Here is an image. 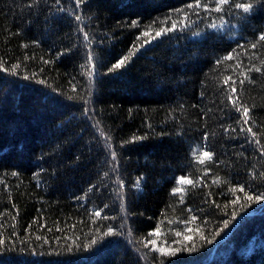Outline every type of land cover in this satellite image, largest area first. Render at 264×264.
<instances>
[{
    "label": "trees",
    "instance_id": "trees-1",
    "mask_svg": "<svg viewBox=\"0 0 264 264\" xmlns=\"http://www.w3.org/2000/svg\"><path fill=\"white\" fill-rule=\"evenodd\" d=\"M262 36L264 0H0V264H264Z\"/></svg>",
    "mask_w": 264,
    "mask_h": 264
},
{
    "label": "snow or ice",
    "instance_id": "snow-or-ice-1",
    "mask_svg": "<svg viewBox=\"0 0 264 264\" xmlns=\"http://www.w3.org/2000/svg\"><path fill=\"white\" fill-rule=\"evenodd\" d=\"M85 2H86V0H77V4H78V5L83 4V3H85ZM228 2H229V0H217V3H218L219 5L227 4ZM198 6H199V5H198ZM236 7H237V8H243L244 11L247 12V11L252 7V5H251V4H247V5H245V4H237ZM217 10H219V8H218ZM76 19L79 20L80 17L77 16ZM168 30L170 31L171 29H168ZM161 31H163V30H161ZM160 34H161L160 32H157V33H156V35H160ZM261 39H264V36H262ZM253 47H254V46H253ZM126 59H127V57H125L124 59H121V60L118 61L116 64L112 65V69H110V71L113 70V69H119V68H121V67L124 65ZM255 70H256V71H260V69H258V68L255 69ZM241 83H243V81H241ZM232 93H233V94L236 93V89H235V88H232ZM229 99L233 101L234 106L239 105V107H237V111H241V110H242V111H243V115H244L245 117L248 116V114H249V109H248L247 107H244L242 104H240V102H239V98H238V97H236L235 99H233V96H229ZM247 122H248V121L245 120V123H247ZM248 131L251 132V127H249ZM211 155H212V154L209 153V152H207V151H205V152L202 153V157H203V158H206V159H211ZM200 162L203 163L204 160L201 159ZM186 182L191 183V181H186ZM251 198H252V197H249V199H251ZM256 199L259 200L260 197L258 196V197H256ZM97 215H99V213H97Z\"/></svg>",
    "mask_w": 264,
    "mask_h": 264
}]
</instances>
